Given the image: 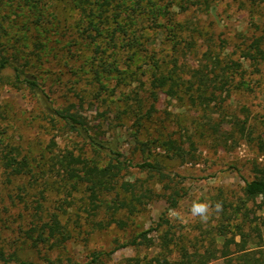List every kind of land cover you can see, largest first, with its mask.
<instances>
[{
	"label": "rangeland",
	"instance_id": "1",
	"mask_svg": "<svg viewBox=\"0 0 264 264\" xmlns=\"http://www.w3.org/2000/svg\"><path fill=\"white\" fill-rule=\"evenodd\" d=\"M158 1H173L170 9L172 23H179L174 30L178 37L148 20L140 22L145 27L141 33L147 50L138 52L132 61V51L118 52L120 69H126L128 75L133 73V78L119 84L117 72L103 76L101 81L96 78V69L102 71L96 43L86 31L87 18L71 3L57 0L47 4L45 19L37 28L27 23L28 16L13 13L18 1L0 0V23L4 27L0 40L16 42L21 55L42 53L41 64L31 70L38 77L39 90L0 80V154L16 147L33 166L32 176L9 178L0 162V247L8 252L16 250L22 259L35 263L48 259L61 264L87 263L93 251L108 253L118 242L157 227L162 218L170 222V229L164 225L162 230H171L175 241L191 251L194 246L203 251L223 219L225 206L230 212L232 205L242 204L246 181L264 169V64L257 72L241 57L242 47L264 29V1ZM161 21L172 24L167 17ZM38 41L45 42L44 49L37 50ZM98 43L105 48L106 39L98 38ZM206 51L215 60L218 57L222 65L232 59L243 63V75L228 72L233 74L229 93L223 91L208 107L193 105L184 92H180L182 97H171L161 91L155 110L149 112L147 89L154 69L150 57L165 60L167 69L176 60L179 67L190 71L205 63L209 68L213 65L205 58ZM105 59L113 61V57ZM215 69L220 71V67ZM7 72L13 73L11 69ZM243 80L247 84L234 86ZM62 109L79 113L85 128H70L56 113ZM243 121H247L245 132L238 127ZM168 140L176 141L184 155H175L166 144ZM93 141L102 142L105 148L98 147L97 151ZM111 149L120 152L121 159L130 165L132 175L126 179L147 177L138 166L146 160L164 165L170 185L183 195L177 207L170 208L165 199H158L134 216L126 230L116 226L93 229L84 216L82 193L62 180L55 161L71 151L104 162L113 155ZM162 185L156 184V190L162 191ZM195 201L209 204L206 222L192 216ZM217 202L222 204L219 212L215 211ZM248 205L257 216L261 214L251 201ZM54 214L68 227L72 238L53 249L34 247L31 239L24 242L26 231L50 221ZM150 235L160 241L158 232ZM218 241L220 246L222 240ZM154 252L128 246L105 255L103 261L128 264L130 257ZM210 264H224V259L213 258Z\"/></svg>",
	"mask_w": 264,
	"mask_h": 264
},
{
	"label": "trees",
	"instance_id": "2",
	"mask_svg": "<svg viewBox=\"0 0 264 264\" xmlns=\"http://www.w3.org/2000/svg\"><path fill=\"white\" fill-rule=\"evenodd\" d=\"M9 1H18L13 13L28 16L27 23L35 24L38 28V26H42L45 19L44 12L47 4L57 0ZM58 1L71 3L79 9L83 17L87 18L86 31L90 32L89 36L96 43V55L100 56L99 66L102 67V71L96 69V78L99 81L103 76L108 77L113 72L119 74V84L129 77L133 78V73L128 75L126 69H120L117 54L123 50H130L132 53L129 55V60L132 61L138 52L147 50V40L141 33L145 27L141 26L140 22L148 20L155 26L165 27L168 32L172 33L173 38L178 37L174 30L179 23H172L173 17L170 9L173 1L166 3L158 0ZM10 6L12 8L14 5ZM166 17L169 23H172L171 25L161 21ZM0 29H4L1 23ZM5 33L8 34L7 31ZM101 37L106 39L105 48L98 43V38ZM178 44L179 42H176L175 45ZM35 46L37 50L44 49L45 42L38 41ZM109 50L111 51L109 52ZM241 50L242 59L250 62L259 72L260 66L264 64V29L260 34L254 35ZM21 54V48L17 46L16 42H12L11 39L0 40V80L16 87L23 85L37 91L40 83L38 77L31 70L41 64L42 53L33 51L27 55ZM204 56L206 59L212 60L213 65L209 68L210 65L205 63L190 71L179 67L176 60L173 61V66L167 69L166 64L168 63L165 60L154 56L150 57L154 69L150 74V84L147 89L148 98L151 99L149 112L155 110L161 91L171 97H182L180 92H184L193 105L209 107L211 102L217 101L218 95H221L223 91L229 93L231 82H233V74L228 73L229 71L235 74L239 72L244 74L241 61L232 59L222 65L221 60L218 57L215 60L209 51H206ZM105 57H113V61H108ZM218 67H220V71L215 69ZM8 69H11L13 73L9 74ZM103 73L106 74L103 75ZM242 84L247 83L243 80L234 86L240 88ZM56 113L73 130L85 128V122L79 113L71 112L70 109L56 110ZM246 123L247 121H243L238 124L241 132L246 131ZM85 130L87 131V129ZM93 144L97 146V151L99 148H105V145L100 141H93ZM166 144L175 155H184L181 149L176 146V141L168 140ZM111 153L113 155L103 162L100 158H87L68 151L57 157L55 161L62 180L71 184L72 190L82 193L84 216L93 229L105 230L116 226L121 230H126L130 226L129 221L134 216L158 199H165L170 208L177 207L183 195L180 189L170 185V178L164 170V165L159 161L146 160L138 166L142 171L148 173L147 177L126 179V175H132L128 171L130 165L121 159L120 152L111 149ZM0 162L9 178L33 175L32 162L16 147H10L9 150L3 151L0 154ZM156 184H163L162 191L156 190ZM243 191L242 204L232 205L230 212L225 206L226 208L222 211L223 219L214 229V237L203 251H200V247L197 246H194L191 251L188 247L175 241L174 233L169 230V220L162 218L157 227L141 231L128 241L118 242L117 246L108 253L93 251L92 259L87 263L69 261L66 264H104L103 257L105 255H110L116 250L128 246L145 247L155 251L151 256L130 257L128 264H210L213 258L217 257L223 258L224 264H264V169H258L255 177L246 181ZM258 199L259 201H257ZM249 201L257 206V210L261 212L259 216L256 215L253 206L248 205ZM243 210L244 216L239 217ZM164 225H168L169 229L162 230ZM153 231L160 234L159 242L150 235ZM35 232L36 236L33 234ZM26 233L27 237L24 242L31 239L33 240L32 246L44 245L51 249L55 246H63L66 241L72 238L71 231L61 222L57 214H54L50 221L37 224ZM229 234L231 235L229 236ZM237 237L240 239L237 240ZM219 239L222 240L220 246L217 245ZM0 264L61 263L51 259L45 263H35L22 259L16 250L8 252L4 247H0Z\"/></svg>",
	"mask_w": 264,
	"mask_h": 264
},
{
	"label": "clouds",
	"instance_id": "3",
	"mask_svg": "<svg viewBox=\"0 0 264 264\" xmlns=\"http://www.w3.org/2000/svg\"><path fill=\"white\" fill-rule=\"evenodd\" d=\"M210 206L208 203H202L199 201L193 202L191 206V214L194 217H199L201 221H207L209 218ZM222 210V204L217 202L215 204V211L219 212Z\"/></svg>",
	"mask_w": 264,
	"mask_h": 264
}]
</instances>
